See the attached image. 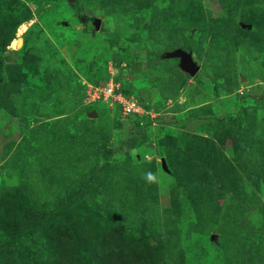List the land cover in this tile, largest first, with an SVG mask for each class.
<instances>
[{"label":"rangeland","instance_id":"obj_1","mask_svg":"<svg viewBox=\"0 0 264 264\" xmlns=\"http://www.w3.org/2000/svg\"><path fill=\"white\" fill-rule=\"evenodd\" d=\"M0 264H264V0H0Z\"/></svg>","mask_w":264,"mask_h":264},{"label":"built area","instance_id":"obj_2","mask_svg":"<svg viewBox=\"0 0 264 264\" xmlns=\"http://www.w3.org/2000/svg\"><path fill=\"white\" fill-rule=\"evenodd\" d=\"M118 86L114 82H109L108 84L102 86L90 85L87 89L86 96L88 97V101L95 102L100 99L110 100V101H118L124 102V96L121 93L117 92ZM134 104L127 101V105L125 106L126 110L133 109Z\"/></svg>","mask_w":264,"mask_h":264},{"label":"water","instance_id":"obj_3","mask_svg":"<svg viewBox=\"0 0 264 264\" xmlns=\"http://www.w3.org/2000/svg\"><path fill=\"white\" fill-rule=\"evenodd\" d=\"M21 42L22 38H18V45H20ZM167 56L180 58V66L184 71L188 72L189 74L194 76L198 73L199 65L195 62L191 52L178 48L171 52H168Z\"/></svg>","mask_w":264,"mask_h":264},{"label":"trees","instance_id":"obj_4","mask_svg":"<svg viewBox=\"0 0 264 264\" xmlns=\"http://www.w3.org/2000/svg\"><path fill=\"white\" fill-rule=\"evenodd\" d=\"M108 36L116 41L119 40V35L117 33H109ZM146 54H147V57L152 59L154 58L153 54L151 53L150 49L149 48H146ZM141 103H143L142 101H140Z\"/></svg>","mask_w":264,"mask_h":264},{"label":"bare ground","instance_id":"obj_5","mask_svg":"<svg viewBox=\"0 0 264 264\" xmlns=\"http://www.w3.org/2000/svg\"><path fill=\"white\" fill-rule=\"evenodd\" d=\"M20 38H21V37H20ZM13 42H14V45H16V44L18 45V42H17L16 40H15V41H13ZM16 42H17V43H16Z\"/></svg>","mask_w":264,"mask_h":264}]
</instances>
